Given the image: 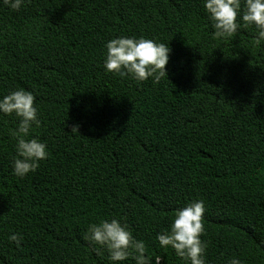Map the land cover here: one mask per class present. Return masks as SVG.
I'll return each instance as SVG.
<instances>
[{
  "label": "trees",
  "instance_id": "1",
  "mask_svg": "<svg viewBox=\"0 0 264 264\" xmlns=\"http://www.w3.org/2000/svg\"><path fill=\"white\" fill-rule=\"evenodd\" d=\"M240 25L215 37L204 0H0V98L34 94L49 151L15 176L18 118L0 114V264H109L83 237L112 218L186 264L156 236L201 199L207 264H264V41ZM119 36L167 45L168 78L107 72Z\"/></svg>",
  "mask_w": 264,
  "mask_h": 264
},
{
  "label": "clouds",
  "instance_id": "2",
  "mask_svg": "<svg viewBox=\"0 0 264 264\" xmlns=\"http://www.w3.org/2000/svg\"><path fill=\"white\" fill-rule=\"evenodd\" d=\"M2 3L18 11L25 0H2ZM204 8L215 29V37H232L242 20L247 25L255 26L257 42L264 41V0H244L243 12L241 0H204ZM105 48L104 68L109 73L130 76L137 82L151 78L153 83H159L162 78H168L166 65L171 50L165 44L144 37L119 36L106 42ZM35 100L34 94L23 88L10 91L0 98V114L18 118L16 127L9 132L16 142L13 173L21 179L30 172H36L40 162L49 156L47 144L33 134L41 124ZM205 211L202 199L193 200L186 207L178 209L170 230L157 233L159 246L171 247L186 264H207V246L201 239L206 231ZM83 239L101 259L106 253L109 264H126L129 259L134 264H161V257L148 254L145 242L137 239L129 226L116 218L101 219L98 223L90 224ZM9 240L20 247L23 236L12 233ZM227 264H243V261L234 256Z\"/></svg>",
  "mask_w": 264,
  "mask_h": 264
}]
</instances>
